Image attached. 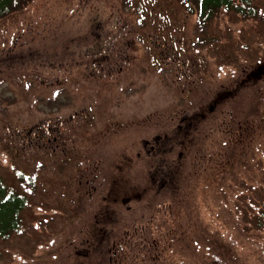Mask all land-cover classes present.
I'll return each mask as SVG.
<instances>
[{"label": "rangeland", "instance_id": "374dc122", "mask_svg": "<svg viewBox=\"0 0 264 264\" xmlns=\"http://www.w3.org/2000/svg\"><path fill=\"white\" fill-rule=\"evenodd\" d=\"M259 4L202 23L180 0H34L0 20V175L29 198L0 264H257Z\"/></svg>", "mask_w": 264, "mask_h": 264}, {"label": "trees", "instance_id": "16d2710c", "mask_svg": "<svg viewBox=\"0 0 264 264\" xmlns=\"http://www.w3.org/2000/svg\"><path fill=\"white\" fill-rule=\"evenodd\" d=\"M34 0H0V20L24 10ZM259 1V2H258ZM185 8L196 13L199 22L206 23L221 14H234L244 18L258 17L260 0H180ZM262 5V4H261ZM24 179L23 174H18ZM25 180V179H24ZM33 185V178H27ZM29 204L24 192L10 186L0 175V240L7 241L22 227V213ZM258 226L264 228V210L258 216ZM257 264H264V251L256 257Z\"/></svg>", "mask_w": 264, "mask_h": 264}]
</instances>
